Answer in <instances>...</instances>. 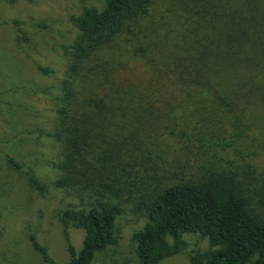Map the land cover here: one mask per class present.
Returning a JSON list of instances; mask_svg holds the SVG:
<instances>
[{
    "label": "trees",
    "instance_id": "obj_1",
    "mask_svg": "<svg viewBox=\"0 0 264 264\" xmlns=\"http://www.w3.org/2000/svg\"><path fill=\"white\" fill-rule=\"evenodd\" d=\"M95 1L102 3L101 9L86 7L71 17L77 34L72 43L61 47L72 58L74 79L80 65L99 52L126 24L144 14L152 2ZM170 1L177 8L171 22L179 27L167 33L179 29V54L160 55L159 61L153 58L149 62L152 74L148 81L158 87L153 102H145L142 93L137 94L143 99L138 106L127 99V104L135 106L132 110L143 121L138 122L134 140L131 135H126L123 142L115 138L114 143L108 140L114 148L119 145L122 149L126 145L124 153L100 150L96 143L99 139L106 140V135L100 133L98 138L96 132L109 124L114 126L111 138L121 139L117 130L123 131L126 126L124 119L115 121V113L127 108L102 109L104 104L100 103L106 94L100 99H80L74 84L63 81L53 87L61 92L56 99L62 102L57 110L56 131L26 130L11 138L13 141H36L43 136L57 139L63 148V158L53 166L60 176L49 187L24 162L4 154L7 165L25 179L31 190L48 195L52 189H58L75 198V205L59 212L67 264H90L97 253L117 243L115 221L123 213L119 198L129 192L125 181L129 169L138 165L126 163V157L143 154L147 149L138 131L164 130L166 124L176 121V107L188 101L193 103V112L201 120H206L203 116L209 112L211 116H207V125L186 149L205 139H215L216 130L224 133L226 129L218 124L228 123L234 129H241L247 126L245 117L264 122V0ZM7 25L15 29L18 41L29 42L23 23L11 21ZM30 27L43 35L51 33L49 22H36ZM145 31L142 29L140 35L145 36ZM165 38L168 43L170 38ZM39 70L42 74L50 72L45 68ZM190 112L186 110L184 115ZM164 115L167 122L159 120ZM227 169L199 166L198 171L180 181L164 184L155 178L157 175L151 176L143 185L139 199L145 222L132 235L134 252L141 264H157L184 252L187 246L184 234H196L207 242L204 251L189 252L190 264H264V180H259L251 170L240 173ZM69 227L83 231L79 250L70 241ZM29 241L46 264H55L34 233L29 234Z\"/></svg>",
    "mask_w": 264,
    "mask_h": 264
},
{
    "label": "rangeland",
    "instance_id": "obj_2",
    "mask_svg": "<svg viewBox=\"0 0 264 264\" xmlns=\"http://www.w3.org/2000/svg\"><path fill=\"white\" fill-rule=\"evenodd\" d=\"M171 3L170 0H152L144 14L126 24L99 52L79 66V74L74 79L72 58L61 50L63 45L72 43L77 34L70 19L86 7L101 9L102 3L95 0H0V264H46L31 246L30 233H34L55 264H67L59 212L76 203L75 198L58 189H52L48 195L31 190L4 158V154H9L24 162L50 187L60 176L53 165H58L63 158V148L57 139L43 136L36 141H13L11 138L34 129L54 133L58 127L57 110L62 102L56 99L61 92L53 87L68 81L74 84L80 99H100L106 94L104 102L100 103L104 104L102 109L127 108L115 113V121L124 119L127 129L117 130L121 139L111 138L114 126L109 124L96 132L98 138L100 133L106 135V140L99 139L96 143L100 150L107 148L111 153L115 150L124 153L126 145L122 149L119 145L114 148L108 140L122 141L126 135L134 140L138 122L143 121L132 110L143 100L137 94L142 93L145 102H153L158 88L155 82L148 81L152 74L149 62L153 58L159 61L160 55L179 54V29L173 34L167 33L179 27L171 22L177 11ZM11 21L24 24L29 42L18 41L15 29L7 25ZM43 21L50 23L48 35L30 27ZM142 29H146L145 36L140 35ZM166 36L170 38L168 43ZM39 68L50 72L42 74ZM127 99L136 105L132 108ZM182 103L176 107V121L166 124L164 130L138 131L147 149L143 154L126 157V163L138 165L129 169L125 180L129 192L119 198L123 213L115 221L117 243L97 253L90 264H141L134 252L132 235L144 225L139 199L143 185L152 175H157L155 178L164 184L180 181L198 171L199 166H205L227 167V170L240 173L251 170L259 180H264V122L245 117L247 126L241 129H234L228 123L218 124L226 129L224 133L216 130L215 139H205L186 149L185 146H191L202 127L207 125V116L211 114H205L206 120H201L193 112V103ZM98 108L101 109L100 105ZM186 110L192 112L184 115ZM159 120L167 122V115L160 116ZM127 145L134 148L130 142ZM67 232L71 243L79 250L83 231L69 227ZM183 239L187 244L184 252L157 264H190L191 250L207 248L206 240L196 234H184Z\"/></svg>",
    "mask_w": 264,
    "mask_h": 264
}]
</instances>
